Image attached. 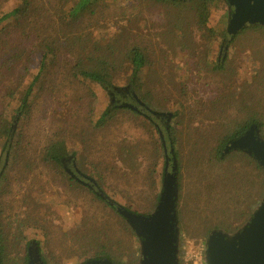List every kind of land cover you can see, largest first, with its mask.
Instances as JSON below:
<instances>
[{"label":"rangeland","instance_id":"1","mask_svg":"<svg viewBox=\"0 0 264 264\" xmlns=\"http://www.w3.org/2000/svg\"><path fill=\"white\" fill-rule=\"evenodd\" d=\"M17 1L0 0V18ZM179 1L104 0L78 24L75 46L61 40L62 49L33 98L30 113L18 119L16 97L35 70L38 58L31 61L29 56L40 37L31 34L28 39L31 32L19 28L15 17L0 23V137L5 129L7 137H20L24 147L19 164L8 170L6 180L0 178V228L9 237L11 256L14 238L16 251L24 255L25 243L40 239L43 226L42 252L47 260L80 264L79 252L69 251L78 248L84 219H115L88 190L71 184L64 170L56 174L39 162L42 148L53 140L66 142L70 153L66 160L74 162V174L83 182L137 214L150 213L158 205L164 172L174 174L175 151L180 162L177 246L184 264H206V232L195 233V224L218 226L223 235L234 236L259 212L258 184L251 180L252 171L237 161L239 155L221 162L209 159L217 140L237 124L252 119L264 123V27L239 34L228 43L222 59L226 4L208 2L209 18L201 27L197 4ZM41 2L52 21V8ZM133 46L144 50L147 66L132 90L125 55ZM96 47L116 63L108 92L69 72L77 59L97 58L92 54ZM13 52L14 57L25 56L12 58ZM4 159L0 148V177ZM25 160L26 167L34 169L24 171ZM173 211L175 216V195ZM132 249L140 258L134 241Z\"/></svg>","mask_w":264,"mask_h":264},{"label":"trees","instance_id":"2","mask_svg":"<svg viewBox=\"0 0 264 264\" xmlns=\"http://www.w3.org/2000/svg\"><path fill=\"white\" fill-rule=\"evenodd\" d=\"M154 1L167 4L180 2L179 0ZM196 1L197 0H191V2H195L197 4V21L201 27H204L207 24L209 18L208 2L210 3L211 0H198V2ZM44 2L48 4L49 7L53 10L52 21H50V11H48V8L44 6L41 0H18L15 7L11 9L7 14L2 15V17L0 18V23H3L15 17L16 20L14 22L15 24H19V28H22L24 26L25 28L27 27L31 32L30 34H28V39L30 38L31 34H34V36L37 34L36 37H40V40H38L36 42V45L33 46V49L29 56L31 61V58H33L34 56H37L38 58L35 70L30 76V79L27 81L26 85L18 92V95L16 97L18 103L17 109L14 110L16 119L23 118L30 113L33 98L36 96V93L41 92V86L45 82V78L49 75V67L54 65L56 61V55L62 49L63 43L61 42V40H63L68 45L75 46L76 43H78V40L77 35H74V31L79 28L78 24L89 15L94 14L93 11H95L99 5L103 4L104 0H51V2L48 0H44ZM259 27L263 28L264 26L252 25L250 27H245L241 30V33H244V31L249 29L253 31L258 30ZM237 36L238 33L233 35L231 37V41L234 40ZM99 52L100 49L96 47L93 49L92 54L95 56L97 55V58L93 56L89 57V55L86 54L87 57H85L84 59H77L69 72L71 73V76L78 81L98 85L103 90H106L108 92V87L113 86V82L116 77L114 73L116 63L108 60L103 54L100 55ZM23 55L25 56V54H18L14 57L13 52L12 58H22L24 57ZM29 58L27 60L28 62ZM125 58L130 71L127 74V83L129 84L130 89L131 87L132 90L137 89V85L140 80V73L147 66L146 54L144 50H142V48L133 46L126 52ZM23 71H25L26 74L28 73L27 68H24ZM9 94L12 100H14L12 91ZM110 111L111 109L108 108L103 112V120L108 116ZM251 128H254L256 138L261 142H264V123H262L261 121H256L254 119L243 121L242 123L237 124L235 126V129L230 132L227 137H220L217 140L215 149L212 153L213 158L209 160L221 162L225 161L226 159H228V157L233 156L234 154L239 155L237 157H240V159H237V161H241L247 170L250 169L252 171L251 180L253 181L254 179V181L258 184L261 202L260 205H262V203L264 202V168L254 159L252 155L247 154L245 151L236 149L229 150L227 153H224L226 146L230 142L235 141L241 136L245 135ZM1 131V136L4 137H0V148L2 149V152L5 153V159L3 163V171L0 178L6 180L8 170L10 168H14V166L19 164V159L21 156L20 153H23L22 151L24 147H22L20 137H7L9 133L5 129H2ZM69 154L70 153L68 150V146L64 140H53L47 143L42 148L39 162L45 167H49L56 174H60L64 170V172L69 177L71 175V184H77L84 190H88L93 198L97 202L101 203L105 208L109 209L113 213L112 215L115 217V219L113 220L107 219V217H93L89 219V221L88 219H84L83 233H80L78 235V248L74 251L70 250L69 253L76 254L79 252V256L82 259L80 264L99 260H106L109 264H141V249L144 239L139 236L135 229H133L126 222V220L116 212L115 208L112 205H110L106 200L102 199L97 194V188L94 189L90 185L83 182L80 177L74 176L73 173L69 174L68 171L64 169L62 162L63 160L65 161L68 158ZM172 155L175 156V178L177 180L180 162L175 151ZM164 162L167 163L166 158ZM166 163L164 165H166ZM23 164L24 166L22 169H24V171L26 172L34 169L30 164H28L26 167V160ZM176 186L178 188L177 183ZM160 196L158 197V201L156 202L157 204L159 203ZM156 207H154L152 212L150 213L134 214L144 218H148L153 214V211L156 210ZM177 224L178 219L176 211V229ZM246 224H244L239 229V231H241ZM195 227L196 229H198V231H194L197 234H199L201 230L202 233L206 232V239H208V237L212 233L219 232L218 226L211 228L209 224L203 222H201L199 225L195 224ZM44 231L45 229L42 226L41 230L39 229L40 239L25 243V246L28 245V248L27 253L24 255L16 251L14 245V241L16 238H14V240L12 241V249H14V254L11 256L8 250L10 242L9 237L5 232H2L0 228V264H31V259L28 252L31 243H34L36 245L41 262L43 264H52L51 262H49V260H47L44 253L42 252V243H44V240L46 238L45 236H43ZM133 241L138 245L140 249V258L136 256L135 251H133L132 249ZM93 249H96L97 252L94 254H90L89 252ZM176 249V264H184L180 254L178 253L179 249L177 245Z\"/></svg>","mask_w":264,"mask_h":264},{"label":"water","instance_id":"3","mask_svg":"<svg viewBox=\"0 0 264 264\" xmlns=\"http://www.w3.org/2000/svg\"><path fill=\"white\" fill-rule=\"evenodd\" d=\"M227 1L233 5L227 27L229 36L235 35L249 25L264 26V0ZM254 136V128H251L245 135L230 142L224 153L236 149L245 151L264 168V142ZM97 194L112 205L144 239L141 264H176L177 229L176 211L173 216V201L175 195L176 208L177 186L173 173L164 172L159 203L155 212L148 218L116 205L99 190ZM28 252L31 264H43L34 243L30 244ZM205 255L206 264H264V203L259 212L234 236H226L220 232L212 233L206 241ZM85 264L109 263L106 260H99Z\"/></svg>","mask_w":264,"mask_h":264},{"label":"flooded vegetation","instance_id":"4","mask_svg":"<svg viewBox=\"0 0 264 264\" xmlns=\"http://www.w3.org/2000/svg\"><path fill=\"white\" fill-rule=\"evenodd\" d=\"M223 2H224V4H226V11L227 12H229V15H228V21H227V25H226V35H225V39H224V41H223V43H222V49H223V58L222 59H224V55H225V51H226V49H227V47H228V43H230V41H231V37L232 36H229L228 35V33H227V27H228V22H229V18L231 17V14H232V12H233V8L232 9H230V7L228 6V3L225 1V0H222ZM249 26H252V25H249ZM242 30V29H241ZM239 31V32H237L238 33V35L239 34H241V32L242 31ZM112 94H110L109 93V95H110V97L111 98H113L114 99V96H115V94H114V92L112 91L111 92ZM137 102V101H136ZM137 104L139 105V103L137 102ZM140 107H142V105L140 104L139 105ZM129 109H134V108H132V107H129ZM135 111H138V110H135ZM143 115V114H142ZM254 137H256V136H254ZM167 159V158H166ZM172 165H173V168H174V178H175V156H173L172 157ZM62 164H63V166H64V169L66 170V171H68V173L70 174V173H73V175L74 176H76V177H79L77 174H74L75 172H76V169L74 168V162L71 160V159H68V160H63V162H62ZM75 171V172H74ZM77 173V172H76ZM70 177H71V175H70ZM72 178V177H71Z\"/></svg>","mask_w":264,"mask_h":264}]
</instances>
